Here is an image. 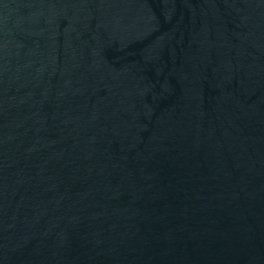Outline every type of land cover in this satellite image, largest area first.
<instances>
[{
	"label": "water",
	"instance_id": "1",
	"mask_svg": "<svg viewBox=\"0 0 264 264\" xmlns=\"http://www.w3.org/2000/svg\"><path fill=\"white\" fill-rule=\"evenodd\" d=\"M0 264H264V0H0Z\"/></svg>",
	"mask_w": 264,
	"mask_h": 264
}]
</instances>
